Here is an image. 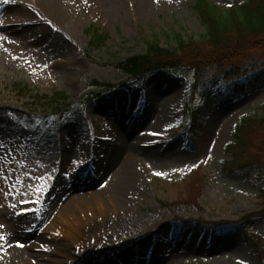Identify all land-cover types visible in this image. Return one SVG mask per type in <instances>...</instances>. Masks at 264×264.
Returning <instances> with one entry per match:
<instances>
[{
	"label": "rangeland",
	"instance_id": "1",
	"mask_svg": "<svg viewBox=\"0 0 264 264\" xmlns=\"http://www.w3.org/2000/svg\"><path fill=\"white\" fill-rule=\"evenodd\" d=\"M100 1L0 0V26L13 27L6 36L13 48L0 46V264H11L23 247L37 253L31 264H264V174L224 169L236 126L263 115L264 78L241 98L220 93L214 68L202 73L194 92L189 69L130 81L119 65L143 55L149 42L176 48L178 36L202 40L198 0ZM207 1L227 10L247 0ZM91 28L107 36L100 49L88 46ZM246 62L264 65V51L250 53ZM94 81L117 87L99 91L90 87ZM17 85L30 93L22 97ZM212 85L221 97L201 111L192 145L180 131L185 105L191 96L199 103L200 92ZM58 93L69 98V110L63 99L52 100ZM57 112L64 113L62 121L43 126L56 122ZM134 152L144 161L135 164L136 191L127 207L110 212L106 223L96 217L80 246L47 229L56 206L64 205L60 199L84 195L97 206L87 195L96 193L109 203L116 186L109 170L123 168ZM197 178L199 187L190 184ZM21 211L27 213L19 217ZM186 220L241 224L247 236L221 235L209 243L210 231L192 240L186 231L174 243L175 222ZM58 244L70 245L77 261L54 255Z\"/></svg>",
	"mask_w": 264,
	"mask_h": 264
},
{
	"label": "trees",
	"instance_id": "2",
	"mask_svg": "<svg viewBox=\"0 0 264 264\" xmlns=\"http://www.w3.org/2000/svg\"><path fill=\"white\" fill-rule=\"evenodd\" d=\"M195 9L206 31L202 40H184L178 36L176 48H164L158 41L149 42L143 55L128 58L120 64L122 72L131 79L140 80L158 71L190 68L199 75L206 68L216 67L217 78L234 84L232 91L236 95H242L249 88L258 86L264 67L261 65L259 68H250L246 64V58L252 52L264 51V0H248L227 10L220 9L206 0H198ZM106 40V35L93 32L90 45L99 47ZM252 73L255 76L249 78ZM93 85L103 90L112 88L110 84L95 82ZM19 89L25 95L29 93L26 86H19ZM44 99L51 100L47 97ZM61 99L68 101L63 94L56 95L52 100L57 102ZM228 151L232 156L231 162L225 165L228 172L248 174L258 170L264 173V107L260 118L242 121L236 129L233 142L228 146ZM193 186L199 187L200 184L196 181ZM261 195L264 197V187ZM180 223L182 228L189 227L193 230L210 227L220 233L234 230L245 233L237 226L226 223ZM252 238L257 241L256 237Z\"/></svg>",
	"mask_w": 264,
	"mask_h": 264
},
{
	"label": "bare ground",
	"instance_id": "3",
	"mask_svg": "<svg viewBox=\"0 0 264 264\" xmlns=\"http://www.w3.org/2000/svg\"><path fill=\"white\" fill-rule=\"evenodd\" d=\"M144 1V0H142ZM100 2H104V0H101ZM143 3V2H142ZM148 4L149 2H145V4ZM140 4V3H139ZM102 6V5H101ZM103 7V6H102ZM141 7H144L142 4ZM147 7V5H146ZM11 15L17 16L19 9L14 8L11 11ZM7 23H13V22H7ZM22 24V23H21ZM24 25V24H23ZM9 28V29H8ZM5 28L4 26H0V46L3 48H6L7 50H11L13 47V44L9 42V40L6 38V36H9L8 33H13L12 26ZM7 29V30H6ZM6 32H2V31ZM9 30V31H8ZM133 153V152H131ZM130 158L125 159V165L120 170H116L115 168L111 171V173L116 176V186L114 192L111 194L110 202L107 203L103 200V197L96 193H88L87 195L92 196L94 200L96 201L97 206H91L90 203L86 201V197L84 195H80L74 200V192L71 193L69 196L72 197V201L60 199V203L64 204L62 207L57 208L54 211V217L53 222L48 226V230L51 231V233L55 235H65L72 244L80 246L83 245L86 241V233L87 228L90 230L92 224H96V217L101 216L104 223L108 222V215L110 212L112 214H118V211L122 207L126 206V201H128V198L134 194L136 191L135 188V177L137 176V171L135 170V164L140 161H144V159H140L139 154H131ZM137 155V156H135ZM137 157L138 159H135ZM146 158V156H145ZM154 159V158H153ZM150 157H147L145 161H152L153 160ZM86 195V196H87ZM62 198V197H61ZM77 200L82 202H87L86 207H82L81 205L76 202ZM65 202V203H64ZM77 203V204H76ZM74 209V211L72 210ZM77 212H83L85 213V217H81ZM90 212V215L89 213ZM1 214V213H0ZM1 216V215H0ZM20 217V213L18 214ZM22 217V216H21ZM93 236L92 232H90L89 237L91 238ZM90 240V239H89ZM70 245L66 244H58V247L53 252L54 255L66 257L68 258V261L76 262L77 259L75 256L72 255L70 250ZM20 250V251H19ZM18 251H15L14 257L11 258V264H26V258L29 259V264L33 263L34 257L37 255L35 249L30 247L29 249L26 247H23L22 249H19ZM124 251V250H123ZM52 254V255H53ZM118 254V252H117ZM40 264H67L63 260H47L39 261Z\"/></svg>",
	"mask_w": 264,
	"mask_h": 264
},
{
	"label": "snow or ice",
	"instance_id": "4",
	"mask_svg": "<svg viewBox=\"0 0 264 264\" xmlns=\"http://www.w3.org/2000/svg\"><path fill=\"white\" fill-rule=\"evenodd\" d=\"M5 2H7V0H5ZM157 2H158V0H157ZM156 175H162V173H156ZM14 207V206H13ZM0 227H2V226H0ZM4 238L2 237V236H0V240H3ZM19 246H23V245H19Z\"/></svg>",
	"mask_w": 264,
	"mask_h": 264
}]
</instances>
